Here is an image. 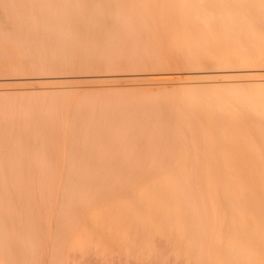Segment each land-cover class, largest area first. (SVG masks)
<instances>
[{"label":"bare ground","instance_id":"1","mask_svg":"<svg viewBox=\"0 0 264 264\" xmlns=\"http://www.w3.org/2000/svg\"><path fill=\"white\" fill-rule=\"evenodd\" d=\"M0 42L12 46L14 56L5 48L2 58L17 59H7L15 70L27 60L44 79L0 119V264H45L48 247L47 264H69L70 253L95 244L129 254L135 239L149 256L163 240L188 264H264L263 76L249 74L250 91L219 92L227 103L158 93L164 99L139 108L121 91L120 99L74 100L42 86L52 65L128 58L133 66L162 47L259 71L264 0H0ZM196 83L225 88L217 79Z\"/></svg>","mask_w":264,"mask_h":264},{"label":"rangeland","instance_id":"2","mask_svg":"<svg viewBox=\"0 0 264 264\" xmlns=\"http://www.w3.org/2000/svg\"><path fill=\"white\" fill-rule=\"evenodd\" d=\"M5 48H8V49L10 48L9 51H11L12 46L7 43L0 42V63H1V66H0V107H1L0 108V119L3 118L4 113L10 114L11 112L16 111V109L19 107L18 100L22 97L21 95L24 92L28 93V89L32 84L39 85L40 83L38 84L36 83V81L37 82L44 81V79L41 80L38 78H34L35 75L33 74H37L34 72H39V71L32 70L29 67L30 66L29 64H28L29 66H26L27 60H21V63L19 62L21 68L17 67L18 69L15 70V68L13 67L14 65H12L13 61L11 62L7 60L9 58H10L9 60L14 59L11 57V56H14L12 51H11L12 53H10L11 56L7 52L8 55L6 56V58H2ZM160 50L161 51L158 57H155L153 59L143 58L139 62H134V63L132 62L134 64L133 66H130L132 64L130 63L131 61H129L128 58L116 61V62H119L118 65H116V62H114L112 66L109 65L110 67L105 64H102V62H101L102 65H98L100 63L96 62L97 64L94 63L93 65L89 67L87 66L88 68V69L86 68L87 70L84 69L85 65L83 66L82 64L81 66L80 64H74L73 66H71V68H69L68 66L67 69H65L66 66L64 65L62 66L61 64L60 66L56 65L58 68L55 65H52L51 68L54 71L56 69L55 71L56 73H52L54 72L53 70L51 71V73L54 74L53 75L54 78L48 79L50 81L52 79L51 83L50 81L46 79L45 82L48 81V83H43L42 86L47 87V85H50L49 87L45 89L47 90V92L48 91L57 92V88L58 89L59 87L60 89L63 88L62 91L63 92L65 91L68 95L70 94L69 96L72 98L74 97L73 98L74 100L83 98L85 96L86 97L94 96L98 98L101 95H102V99L101 97H99V100H103L106 97H114V96L115 98H117V96H119V94L121 95L122 93L123 95H125V96L123 95L122 96L125 98V101L128 103L129 107L139 108V107H143L153 102L161 101V100H156L157 98L159 99L162 96V95H159L158 93L166 94L164 95L165 98L167 96L168 97L172 96L171 98L176 96V99L181 98V96L185 93H189V94L194 93L193 94L194 97L195 95L197 96L195 97L196 99H199V98L204 99L205 95L208 94L210 95L212 99L216 98V100L218 101L220 100L222 101L221 103H223V102H226V100H224V98H222L221 96L219 97V94H218L219 92L226 91V93H230L231 91H250L254 89L253 88L254 83L252 81L250 82L252 78L254 77L257 78L258 76H263L264 78V61L263 62L260 61L261 64H259L260 62L259 63L257 62L261 70L249 71L247 70L248 63L240 62L239 59H235L232 57L223 58V59L216 58V59H211V60L199 59V60L189 61L187 59L181 58L179 55L169 56L164 47H162ZM4 59L6 61H3ZM14 60L18 61L17 59H14ZM248 60H252V59L248 58ZM1 61L4 63L2 64ZM103 65L105 66V68ZM10 66L12 67L13 70L10 69ZM53 66L56 68H53ZM81 68L86 70L87 73L84 74L86 71L82 73L83 69ZM22 69H24L25 73L29 72L28 73L29 76L28 74L21 73ZM57 69L60 71H58ZM48 72L50 74L49 70ZM251 73L254 74L253 77ZM257 73L258 75H255ZM163 74L171 76L174 79L173 80L174 82L169 81L171 84H168L167 82V83H163L164 85L149 83L148 78H150V75L157 76V75H163ZM249 74H251L250 80L248 79ZM22 75L24 76L27 75V77H24ZM32 75H33V78H32ZM187 77H191V84H188V83L184 84L183 80H181L182 78L184 79ZM203 79L220 80L223 83L217 84V85L220 87H225V88L206 89L205 87H203V85L196 83ZM53 82L55 83L53 84ZM52 84L55 86L53 87ZM55 87H56V90H55ZM48 88H51V90H48ZM22 89L23 91H21ZM117 90H119L118 95H116V92H115ZM216 90H218V92ZM1 91H4L5 93ZM119 97L117 99H120ZM164 97L162 99H164ZM153 98L155 99L153 100ZM174 99L175 97L173 98V100ZM167 100L169 101L170 99L168 98ZM56 198L57 199H55V205H56L55 208L60 203L59 198L58 197ZM54 216H55V213L52 214L51 212L49 219H48L49 225H51V227L50 226L43 227L45 230L44 232L45 234H50L51 229H53V226L55 225ZM134 243L136 244V248L134 249V251L130 252L129 254H126L127 253L126 250H123L121 252H113V253L104 252L101 247L95 244L87 248L83 252L70 253L69 254L70 256L67 255L70 258V260L68 259V261H69V264H188L184 262L183 260H175L171 258V255L169 253V248L163 240H160V239L155 240L153 244L154 254L151 256H149L148 253L143 249L138 239H135ZM48 249H45L46 250L45 252L43 251V254H44L43 263L45 264H47L48 260L50 259L51 248L48 247ZM15 251L16 252L20 251V247L18 246V244H15ZM1 259H2V253L0 252V260Z\"/></svg>","mask_w":264,"mask_h":264}]
</instances>
